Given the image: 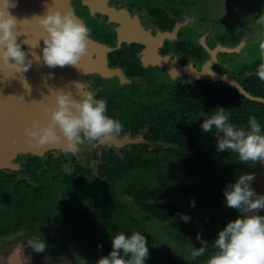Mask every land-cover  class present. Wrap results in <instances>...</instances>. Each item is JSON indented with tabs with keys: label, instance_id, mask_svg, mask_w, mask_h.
I'll list each match as a JSON object with an SVG mask.
<instances>
[{
	"label": "flooded vegetation",
	"instance_id": "flooded-vegetation-1",
	"mask_svg": "<svg viewBox=\"0 0 264 264\" xmlns=\"http://www.w3.org/2000/svg\"><path fill=\"white\" fill-rule=\"evenodd\" d=\"M49 10L73 14L91 32L88 53L79 68L73 66L67 87L64 67L49 68L32 55L42 57L44 29L36 17ZM9 11L18 21L17 42L32 61L21 74L0 60V102L9 96L10 118L18 111L28 122L47 124L55 91L78 99L79 83L107 102L106 114L123 131L109 144L85 141L74 151L64 143L40 154L17 151L12 158L1 150L7 165L0 167V264H96L119 232L147 237L145 264H206L215 251L207 238L205 256L181 252L194 236L190 222L219 218L217 238L240 215L224 196L240 174L255 175L250 186L264 194V164H243L237 153L218 151L223 133L201 128L223 107L233 125L248 127L256 116L264 131V101L238 88L264 99V82L256 75L261 58L248 56V48L261 42L256 36L264 38V30L256 34L264 28L256 23L264 0L248 8L243 0H16ZM188 153L205 155L203 173H190L194 157ZM166 172L178 188L158 192L155 174ZM252 214L264 215V209ZM157 223L182 247L153 243L147 230ZM36 239H45L44 253L29 245Z\"/></svg>",
	"mask_w": 264,
	"mask_h": 264
},
{
	"label": "clouds",
	"instance_id": "clouds-1",
	"mask_svg": "<svg viewBox=\"0 0 264 264\" xmlns=\"http://www.w3.org/2000/svg\"><path fill=\"white\" fill-rule=\"evenodd\" d=\"M16 7V0H0V60L16 73H26L32 66L21 43L17 42V19L9 11ZM44 29L42 57L35 52L37 61L49 68L76 66L79 68L82 57L88 53V39L91 35L88 26L71 13L49 10L44 16H37ZM257 24L264 26V12L260 13ZM261 63L256 75L264 82V41L259 43ZM54 74H49V78ZM25 88L30 86L21 75ZM83 84L77 83L79 98L71 91H55L54 104L47 111L49 120L41 125L34 120L24 129L29 144L37 146L52 145L63 141L66 149L74 151L85 141L109 144L115 135L123 131L122 123L107 113V102L98 99L91 91H83ZM248 127H237L230 123L229 113L220 107L201 124L204 133H223L217 137V150L238 154L243 164H264V131L256 116H250ZM255 179L251 173L240 174L234 183L224 189L226 204L237 209L240 215L219 231L211 244L215 251L206 264H264V194H259L250 184ZM191 206H195L194 201ZM187 222L190 217L178 214ZM201 240V247L191 252L193 259L205 256L209 244ZM29 245L37 253L47 249L45 239L29 240ZM111 252L101 257L96 264H145L149 256L147 237L139 232L126 235L119 232L112 237Z\"/></svg>",
	"mask_w": 264,
	"mask_h": 264
},
{
	"label": "rangeland",
	"instance_id": "rangeland-1",
	"mask_svg": "<svg viewBox=\"0 0 264 264\" xmlns=\"http://www.w3.org/2000/svg\"><path fill=\"white\" fill-rule=\"evenodd\" d=\"M253 3H254V0H243V4L245 8L251 7ZM263 30L264 28H260V30H258L256 34L261 35ZM256 37L258 38V40L264 41V38L262 36H256ZM252 55H257L260 58L259 44L258 45L256 44L252 47L250 46L248 48V56L252 57ZM155 175L158 178V184L156 186L158 192L166 191L170 188H172L173 191H175L176 188H178V186L175 187L171 184L170 177H168L170 175L169 172H166V174H164L162 178H160L159 173ZM214 227H215V231L213 232L212 229H214ZM220 227H221V220L219 218H215V219L211 218L209 221L201 219V217L193 219L189 225V230H190L189 235L194 234V236L192 237L189 243V247L186 246L187 252L185 251H181V252L185 256L192 258L191 252L195 248L200 247L202 245L201 240L197 239V235L199 234L203 241L205 238H207L210 242H214V240L216 239L215 236H217L216 231ZM147 233L149 237L151 238L150 240H152L153 243H155L156 245H159L162 247L170 246L174 249H179L182 247V244L175 243V242L173 243L172 239L166 238L165 233L162 231V227L160 223L152 225L150 228H148Z\"/></svg>",
	"mask_w": 264,
	"mask_h": 264
},
{
	"label": "water",
	"instance_id": "water-1",
	"mask_svg": "<svg viewBox=\"0 0 264 264\" xmlns=\"http://www.w3.org/2000/svg\"><path fill=\"white\" fill-rule=\"evenodd\" d=\"M3 66L7 67L4 64H3ZM73 76H74L73 66H65L64 67V85H65V87H67V85L69 84V82L71 81ZM3 80H4V83H3L4 88L8 90L9 89L8 80L7 79H3ZM238 88L240 89V91L242 93L247 95L249 98H254L257 100L264 101L263 98L253 97L250 94L246 93L240 86H238ZM8 99H9V96L6 95L5 105L3 104V102L2 103L0 102V157H1V150H4L12 158L13 156L16 155L17 151L18 152L19 151H30V152L40 154L44 150L55 147L56 145L57 146L63 145L64 142L60 141V142H58L56 144H52V145L37 146L34 144H29L27 142L26 137H25V144L23 146L19 145V142L22 140L20 133L23 132L22 134L24 135V129L28 126L27 123L31 125L33 120L28 122L27 117H19L20 114L18 111H15L16 116L14 117V119H11L10 117L13 114V112L8 114L6 111L9 109V107L7 106L8 105ZM5 107H6V109H4ZM3 109H4V111L2 112ZM6 113L8 116L6 115ZM21 116H23V115H21ZM6 117H8V118H6ZM34 120H37V119H34ZM48 120H49V114H48L47 123H48ZM40 122H41V125L42 124L45 125V123H44L45 121L44 122L40 121ZM6 163L7 162H4L0 159V167L6 166L7 165Z\"/></svg>",
	"mask_w": 264,
	"mask_h": 264
},
{
	"label": "trees",
	"instance_id": "trees-1",
	"mask_svg": "<svg viewBox=\"0 0 264 264\" xmlns=\"http://www.w3.org/2000/svg\"><path fill=\"white\" fill-rule=\"evenodd\" d=\"M189 156H192L194 158H191V165L189 168L190 173L192 174H201L203 173L202 169L203 166H201L200 164L203 162V157H205L204 154H194V153H188ZM208 157H206V161L208 162V164H210V156L211 155H207ZM201 158V159H200ZM121 210H115V212H111L110 214H117V212H120ZM167 216V215H166ZM165 216V218H166ZM129 232H132V229L128 227Z\"/></svg>",
	"mask_w": 264,
	"mask_h": 264
}]
</instances>
